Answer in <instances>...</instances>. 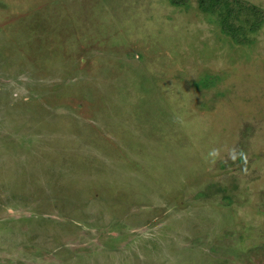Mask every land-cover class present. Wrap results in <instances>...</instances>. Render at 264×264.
<instances>
[{
    "label": "rangeland",
    "instance_id": "1",
    "mask_svg": "<svg viewBox=\"0 0 264 264\" xmlns=\"http://www.w3.org/2000/svg\"><path fill=\"white\" fill-rule=\"evenodd\" d=\"M200 1L0 0V264H264V0Z\"/></svg>",
    "mask_w": 264,
    "mask_h": 264
},
{
    "label": "trees",
    "instance_id": "2",
    "mask_svg": "<svg viewBox=\"0 0 264 264\" xmlns=\"http://www.w3.org/2000/svg\"><path fill=\"white\" fill-rule=\"evenodd\" d=\"M214 1L216 2V0H201L200 4L205 8H210L212 6H216Z\"/></svg>",
    "mask_w": 264,
    "mask_h": 264
}]
</instances>
